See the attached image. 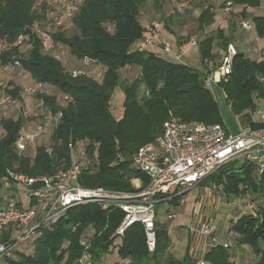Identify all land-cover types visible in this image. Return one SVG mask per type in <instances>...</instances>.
Masks as SVG:
<instances>
[{"label":"trees","instance_id":"obj_1","mask_svg":"<svg viewBox=\"0 0 264 264\" xmlns=\"http://www.w3.org/2000/svg\"><path fill=\"white\" fill-rule=\"evenodd\" d=\"M149 1L160 5L163 0H85L75 14L52 31L55 53L61 57V61H56L44 54L37 43L24 55H20L15 46L18 37L33 23H46L51 7L49 1L0 0V41L5 43L0 51V65L19 60L22 75L13 83L43 84L47 107L62 114L49 138L28 148L22 155L16 153L14 142L23 118L11 115L0 121V191L5 188L9 170L29 177L54 175L60 161H68L67 143L72 140L82 141L90 154L97 152V165L79 178L81 186L134 192L130 181L139 178L144 185L146 179L121 156L124 152L133 156L139 147L153 143L170 116L186 123L223 126L204 80L219 67L227 46L237 45L232 33L225 34L222 27L215 30L212 27L217 12L223 14L222 9L231 2L229 14L240 12L236 29L241 30L239 22L247 20L254 27L248 33L263 40L264 15H252L250 11L257 10L264 0H217L221 2L219 6L213 4L214 0H209L211 4L203 3L195 19L196 40L188 36L176 37L170 27L173 25L170 18L161 19V24L152 22L146 26L143 17ZM170 1L180 7L193 0ZM178 11H173V15L179 25L184 26L181 15L189 12L186 9ZM69 25L72 27L70 35ZM154 25L159 29L151 34L147 29ZM164 32L171 35L179 47L188 45L190 40L196 42L199 69L172 59V46L170 54L161 51V42L170 43L160 37ZM148 39L154 41L160 51L136 49L138 43ZM252 48L236 47L232 72L225 83L219 84L235 115L246 110L254 112L258 103L264 108V59L260 57L264 49L255 53ZM67 54L79 63L80 67L76 68L84 70V75L70 76L72 68L64 61ZM84 58L93 62L91 66L82 65ZM97 68L102 70L99 81L92 77ZM5 78L0 74V80ZM185 85L188 91L181 92ZM65 95L70 98L67 103L61 99ZM118 97L122 98L119 105ZM251 129H264V124H252ZM49 140L56 142L51 147V156L47 154ZM233 163L235 161L221 166L204 179V183L217 186L226 196L249 198L253 209L246 208L245 200L241 215L229 221L224 234H229L235 246L251 250L253 259L248 264H264V171L258 174L254 164L243 162L236 168ZM15 201L21 209L29 207L22 200ZM172 203L177 207L176 200ZM122 218L120 210L107 215L95 205L71 208L51 232L24 242L20 246L30 247L19 250L18 246L10 257L1 259L0 264H75L82 252L79 242L90 234V254L94 263L102 261L111 248H116L121 260L117 264H197L199 259L204 264H237L231 261L227 245L215 243L204 255L189 246L181 260L174 258L168 252L167 224L156 221L154 252L147 251L144 230L139 224L126 230L115 244V229ZM14 235V227H6L0 231V243L9 242Z\"/></svg>","mask_w":264,"mask_h":264},{"label":"built area","instance_id":"obj_2","mask_svg":"<svg viewBox=\"0 0 264 264\" xmlns=\"http://www.w3.org/2000/svg\"><path fill=\"white\" fill-rule=\"evenodd\" d=\"M84 2L85 0H53L47 11L46 23H33L28 27V31L18 37L15 46L19 48L20 55H24L34 43H37L44 54L61 61L60 55L55 53L52 31L60 28ZM231 9L232 3L227 2L222 12L228 15ZM239 27L246 32L254 30L253 25L247 20H241ZM158 29L159 26L154 25L147 31L154 34ZM153 45L155 42L148 39L138 43L136 49L144 51ZM195 46L194 40L188 44V48ZM4 48L5 43L0 41V51ZM260 49L259 45L252 48L255 53H260ZM161 51L170 54V43L161 42ZM236 53L235 45L229 44L219 67L205 77V87L209 83L219 85L227 81L232 72ZM171 56L172 59L179 61L182 54L171 53ZM260 57L264 59V53H261ZM81 63L84 67H89L93 62L84 58ZM69 73L72 78H76L84 75L85 71L75 68ZM0 74L6 76L0 80V121L8 119L11 115H14V118L17 116L23 118V125L14 142L16 153L22 155L28 148L49 138L60 123L62 114L59 110L53 111L47 107L43 84L13 83L22 75L19 60L0 65ZM61 99L65 103L70 100L66 95ZM258 114L260 119L257 124H264V109ZM55 143L53 140L47 143V154L50 156L51 147L55 146ZM87 150L88 147L85 148L82 141L69 140L68 161H60L61 164L52 176L29 177L13 170L7 171L5 188L0 191V231L13 226L15 235L9 242L0 243V260L10 257L15 248L32 237L51 232L69 209L86 205H95L107 215L120 210L123 218L115 229V236L119 238H122L130 227L141 225L147 251L152 253L155 250L154 223L156 206L159 203L176 200L177 207L182 206L188 191L196 188L221 166L232 161L241 159L245 163L254 164L258 174L264 171V129H250L230 134L224 126L218 124L186 123L174 116H170L163 123L161 134L153 143L139 147L131 156L132 166L146 179L144 185L139 178L130 181L136 190L134 192L81 186L79 178L97 165V152L93 151L90 154ZM121 159L123 160L122 156ZM13 184L24 187L29 206L27 209L19 208L16 199L7 193ZM35 184L42 186L34 189ZM210 187L217 188L215 185ZM245 200L248 203L246 208L252 210L249 198ZM174 217L172 208L168 209L167 218L172 220ZM197 232L215 243L213 237L215 226L208 220L203 219L199 222ZM91 239L92 234L80 240L82 252L75 264H95L90 254ZM197 264H204V261L199 259Z\"/></svg>","mask_w":264,"mask_h":264},{"label":"rangeland","instance_id":"obj_3","mask_svg":"<svg viewBox=\"0 0 264 264\" xmlns=\"http://www.w3.org/2000/svg\"><path fill=\"white\" fill-rule=\"evenodd\" d=\"M42 1V0H39ZM49 4L52 5L53 0H48ZM153 1H149V4L145 8V12L147 11L151 16V22L160 23L163 19L171 20L172 26L171 30L175 33L176 37H185L188 36L190 38H198L196 35V22L195 19L198 16V12L200 6L205 4H211L209 0H193L192 3L185 4L184 6H178L176 3L170 0H163L162 4L159 3L152 4ZM216 6L220 5V1L214 0L213 4ZM187 10L189 13H184L181 15L180 21L185 22L184 26H180L178 21L175 19L176 15H173V11L179 10ZM252 15H264V1L261 3V6L257 10L250 11ZM240 18V12L237 11L232 12L229 15H223L220 11L217 12V19L215 25L212 27L214 30L217 27H222L225 31V34L232 33L234 36V41L238 46H250V47H258L264 49V40L258 39L254 33L242 32L241 30H237L235 25L236 21ZM162 19V20H161ZM234 25V26H233ZM233 26V30L230 28ZM67 32L70 35L72 33V27L69 25L67 27ZM168 35V34H167ZM205 35H201L200 37H204ZM257 39L259 42H257ZM191 41V40H190ZM187 52V53H186ZM185 54L182 52V57L178 63L187 64L193 68L199 69L200 65L198 63V51L196 48H190V50L186 51ZM64 61H67L69 64V68L75 69L76 67H80L79 63L75 60H72L67 54ZM77 69V68H76ZM92 75L93 79L100 80L102 77V70L97 68L96 71ZM206 88L210 92L213 100L215 101L218 112L222 121V125L226 128V130L230 134H236L239 132H246L251 129L252 124H256L259 122V114L258 112L262 111L263 104L258 103V107L254 112L250 110H246L239 115H235L232 113L230 107L227 105L224 94L220 85L215 83H209L206 85ZM144 93L143 90H141ZM122 98H120L121 100ZM119 100V97H118ZM119 101L117 104L119 105ZM243 160H236L233 163L234 167H240L243 164ZM232 165V164H231ZM10 195L12 194L13 199L22 200L25 205L28 203L26 197V191L23 186L13 184L12 188L7 191ZM244 197L234 195L226 196L225 193L220 189H212L209 185L204 183V180L194 189L188 191L185 194V203L180 207H175L176 209H172L175 213L174 220V228H177L182 235H185L186 231H193V226L196 221L199 220H208L215 226L214 239L221 240V233L223 228L226 226V222L228 223L231 219L236 220L241 212L244 210ZM179 211V214H177ZM157 212L160 218L164 219V206H157ZM159 218L157 217V220ZM160 220V219H159ZM199 221V222H200ZM199 226V223L198 225ZM198 229V227H197ZM231 237H229L230 239ZM119 237H116L115 244L120 242ZM208 239H210L208 237ZM212 242V241H211ZM232 243V239L230 240ZM213 244V243H212ZM217 244H220L218 242ZM232 245V244H231ZM27 245L20 246L19 250L29 248ZM233 245L231 251H233ZM118 261L117 258V249L111 248L110 253L105 255L102 261H98L95 264H115Z\"/></svg>","mask_w":264,"mask_h":264},{"label":"crops","instance_id":"obj_4","mask_svg":"<svg viewBox=\"0 0 264 264\" xmlns=\"http://www.w3.org/2000/svg\"><path fill=\"white\" fill-rule=\"evenodd\" d=\"M150 14L146 11L145 15L143 17V20L145 22V25H150L152 22L151 20V16H149ZM156 23V22H155ZM161 38L170 41L171 46H172V52L175 53H182L188 50H190V48H188V45L185 46H181L179 47L177 45V42L175 41V39H173V37L171 35H167L165 32L160 36ZM186 37V36H185ZM180 38V37H179ZM176 44V46H174ZM237 47V46H236ZM192 48H196L192 47ZM151 51L153 52H158L160 51L159 49H157L155 47V45L150 46ZM187 53V52H186ZM159 205H163L164 206V219L160 218L158 212L156 213V222L158 223H165L167 224V234L169 236V240H170V246L168 248V252L176 259L181 260L182 257L184 256L187 248L192 247V249H194L197 253H201V255L205 254L206 252H208L213 246L218 245L217 243L220 242V244L223 245H227L229 247V251H230V259L231 261H233L234 263L237 264H248L252 262L253 259V255L251 253V250L246 247V246H240L237 247L233 244V242L231 243L229 239V234L225 235L224 234V229L229 225V222H226V226L223 228L222 233H221V240H218L217 238L214 239L215 240V245L212 244L211 239L202 237L198 234L197 232V225L199 223V221L196 223H194L193 226V231H186L185 230V235H182V233L177 229L174 228V220H168L167 218V212L168 209L172 208V209H176L175 206H173V203H159L157 206ZM157 206H156V210H157ZM177 214H179V211H177ZM157 217L160 219L157 220ZM234 250L231 251L232 245ZM118 261L115 263H119L121 262V260L119 259L118 255H117Z\"/></svg>","mask_w":264,"mask_h":264},{"label":"water","instance_id":"obj_5","mask_svg":"<svg viewBox=\"0 0 264 264\" xmlns=\"http://www.w3.org/2000/svg\"><path fill=\"white\" fill-rule=\"evenodd\" d=\"M181 92H186V91H188V86L187 85H185L183 88H181V90H180ZM123 161L124 162H126V163H128V164H131V156L128 154V153H126V152H124L123 153ZM42 185L41 184H35L34 186H33V188L34 189H37V188H39V187H41Z\"/></svg>","mask_w":264,"mask_h":264}]
</instances>
